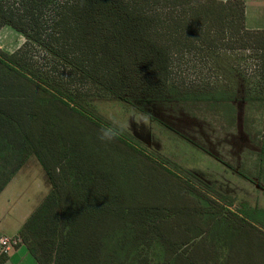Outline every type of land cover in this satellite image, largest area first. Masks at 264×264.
I'll use <instances>...</instances> for the list:
<instances>
[{
    "label": "trees",
    "instance_id": "trees-1",
    "mask_svg": "<svg viewBox=\"0 0 264 264\" xmlns=\"http://www.w3.org/2000/svg\"><path fill=\"white\" fill-rule=\"evenodd\" d=\"M53 1L32 0L30 9ZM127 2L167 7L165 21L131 9ZM68 12L71 35L87 55L84 63L29 34L1 8L0 24L62 60L102 98L169 104L249 102L255 96L264 104V86L253 88L246 75L230 65L228 53H219L212 44L220 39L217 32L234 27L238 48L260 58L264 80V29L245 28L243 0H73ZM178 20L184 23L181 28ZM162 24L170 38L181 36L182 44L188 41V31L197 35L198 45L227 78L225 90L188 93L167 82L172 45L150 36ZM81 97L14 54L0 51V191L31 154L51 185L18 235L37 264H258L257 258L264 257V208L235 207V198L212 186H197L188 173L162 167L130 137L120 134L111 142L100 141L99 130L106 124L90 114ZM62 115L67 119L64 130ZM71 120L78 130H72ZM108 145L170 174L181 184L177 193L185 204H143L117 189L113 180L121 175L110 172ZM58 175L67 182L69 203L57 185ZM218 253L225 254L223 259Z\"/></svg>",
    "mask_w": 264,
    "mask_h": 264
},
{
    "label": "rangeland",
    "instance_id": "rangeland-1",
    "mask_svg": "<svg viewBox=\"0 0 264 264\" xmlns=\"http://www.w3.org/2000/svg\"><path fill=\"white\" fill-rule=\"evenodd\" d=\"M72 1L54 0L47 6L37 4L30 9L32 0H0V8L29 34L39 36L68 58L84 63L87 55L73 39L69 25L68 7ZM128 5L131 9L158 15L159 20H164L163 12L168 10L153 2H127ZM178 21L181 28L184 23ZM163 27L162 24L152 29L150 36L159 44L172 45L167 82L188 93L216 92L227 88V78L198 45L194 32L192 35L188 31V41L182 44L181 36L176 34V37L170 38ZM235 30L232 27L223 29L222 33L217 32L215 35L220 39H215L212 44L216 45L219 53H228L226 56L230 58V65L243 72L253 88L259 89L264 86V80L259 75L260 58L254 57L250 49L238 48L233 34ZM243 40L246 45L250 43L246 37ZM0 51L14 54L23 64L54 79L56 84L62 85L73 96L81 94V103L94 118L106 125L109 123L108 117L114 116L125 125L121 135L127 136L125 139L130 137L139 150L149 153L162 167L175 174L188 173L192 176L187 175L192 178L191 182L197 186L204 189L212 186L218 192L232 196L235 207L264 208V104L259 98L253 96V101L233 100L231 103L202 100L169 104L135 101L126 104L100 97L93 86L62 60L11 27L1 24ZM61 119V129L64 130L67 119L63 115ZM70 123L74 126L72 130L80 128L76 122L71 120ZM37 126L36 122L31 126L34 132ZM107 147L111 160L110 172L121 175L120 180H113L118 185L117 189L133 195V199L143 204L147 202L170 208L185 204L177 193L182 186L170 174L150 162L145 163L141 158L132 160L129 153L114 146ZM31 160L23 175L30 182L24 188V198L31 194L37 205L47 190L42 187L41 166L34 158ZM57 185L64 201L69 203L67 182L59 175ZM218 255H221V260L225 254ZM228 258L226 256V260ZM257 262L264 264V257L257 258Z\"/></svg>",
    "mask_w": 264,
    "mask_h": 264
},
{
    "label": "crops",
    "instance_id": "crops-1",
    "mask_svg": "<svg viewBox=\"0 0 264 264\" xmlns=\"http://www.w3.org/2000/svg\"><path fill=\"white\" fill-rule=\"evenodd\" d=\"M243 2L245 28L248 30L264 29V0H243ZM31 158L37 160L34 155H29L24 164L0 191V237H19L21 226L51 189L47 175L37 160L43 172L42 187L47 192L42 198L39 197L38 201L40 198L41 200L37 205H35V200H32L31 194L24 198V188L30 182L23 175L29 161H33ZM34 205L35 207H33ZM0 264H37V261L21 242L9 253L0 254Z\"/></svg>",
    "mask_w": 264,
    "mask_h": 264
},
{
    "label": "clouds",
    "instance_id": "clouds-1",
    "mask_svg": "<svg viewBox=\"0 0 264 264\" xmlns=\"http://www.w3.org/2000/svg\"><path fill=\"white\" fill-rule=\"evenodd\" d=\"M109 123L102 126L99 130L98 139L102 142H111L118 138L125 127L120 121L115 119L114 116L108 117Z\"/></svg>",
    "mask_w": 264,
    "mask_h": 264
},
{
    "label": "built area",
    "instance_id": "built-area-1",
    "mask_svg": "<svg viewBox=\"0 0 264 264\" xmlns=\"http://www.w3.org/2000/svg\"><path fill=\"white\" fill-rule=\"evenodd\" d=\"M21 243V239L19 237H0V254H7L13 248H15L18 244Z\"/></svg>",
    "mask_w": 264,
    "mask_h": 264
}]
</instances>
